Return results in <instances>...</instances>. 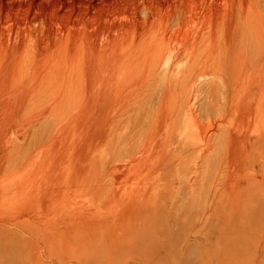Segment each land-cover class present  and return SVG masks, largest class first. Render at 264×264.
<instances>
[{
	"label": "rangeland",
	"instance_id": "1",
	"mask_svg": "<svg viewBox=\"0 0 264 264\" xmlns=\"http://www.w3.org/2000/svg\"><path fill=\"white\" fill-rule=\"evenodd\" d=\"M212 1L0 0V264H264V142L200 157L176 137L144 150L160 87L129 123L105 121L106 96L131 88L111 84L138 68L114 59H139L143 39ZM54 83L75 84L78 102Z\"/></svg>",
	"mask_w": 264,
	"mask_h": 264
},
{
	"label": "bare ground",
	"instance_id": "2",
	"mask_svg": "<svg viewBox=\"0 0 264 264\" xmlns=\"http://www.w3.org/2000/svg\"><path fill=\"white\" fill-rule=\"evenodd\" d=\"M223 4H221V0H213L204 11L191 15L184 14L175 25L168 24V22L165 28L162 26L163 29L158 28L159 31L156 29V33H152L150 39H146V41L143 39L145 42L139 39L142 41V45L139 48L142 50V53L139 59L136 57L137 52L135 51L125 55V57L123 56L119 59L117 57V59H114L120 62L125 58L127 64L136 65L138 68L129 78L121 77L111 84L114 87L128 86L131 87L130 89H133L132 91L128 88V90L119 89L109 97L107 95L108 93L105 94L107 95L105 100L108 106L106 108V117H104L105 121H107L108 128L118 127L124 120L128 121L130 119V113L136 104L142 106L147 101L150 102L152 95H148V89L152 87L159 89L160 87V102H158V108L156 107L157 110L154 111L156 115L152 119V123L148 129L149 134H147L148 132L146 133L145 142L142 141L144 143V150L162 151L176 137L178 138V142L182 144V148L186 151H200L202 153L200 157L205 151L206 153L219 149H222L221 151H229L230 148L232 149V145L236 139L243 142L241 145V141H237L240 143L239 146L235 142V146L238 147L240 145L243 146V144L246 146L247 143H251L253 146L256 144L255 141L264 142V135L262 132L260 133L264 125H262V122L261 125L257 123L258 118L262 116L260 97L264 93V39H261L260 33L257 32V23L264 20V14L256 0H253L251 4L247 2L237 6L233 4L229 5L228 3H226L228 5ZM262 32L264 33V31ZM129 41L128 45L129 43L134 45V43H131V40ZM138 42L137 44L141 43ZM111 43L113 42H110V45ZM107 60L112 61L113 59L107 58ZM63 68L66 69L67 67ZM49 79H52V77ZM62 80L64 81V79ZM62 80L61 82L63 83ZM54 84L56 89L63 87V84L61 85L62 87H59V83L58 85H56L57 83ZM64 85L66 87L68 83ZM38 87L40 88V86ZM67 87L70 89H67ZM67 87L66 91L68 90V92H66L67 97H65V101H71L74 104L80 96L77 95L78 87H75V84L68 85ZM105 88L104 91H107ZM254 90H258L259 94L262 93L258 95V99H256L257 97L254 98ZM51 93L53 95L56 94V92L55 94L54 92ZM96 94H102V92ZM96 94H94V99L98 97L97 102H101L99 96L96 97ZM203 94H205L207 103L209 102L207 110L203 108L204 112L197 106V103L200 102L199 98ZM101 98L103 97L101 96ZM60 101H62V98ZM142 116L144 115L142 114ZM244 122L246 123V127L242 126ZM169 123L172 125L171 129L168 128ZM161 133L167 136V140L159 144L160 142L156 143V140L161 137ZM159 135L160 137H158ZM101 153L103 152L101 151ZM67 179L65 180L67 181ZM68 181L67 183H69ZM30 200L33 199L31 198Z\"/></svg>",
	"mask_w": 264,
	"mask_h": 264
}]
</instances>
